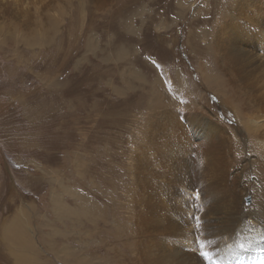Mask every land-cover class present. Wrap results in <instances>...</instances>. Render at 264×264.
<instances>
[{
	"label": "rangeland",
	"instance_id": "rangeland-1",
	"mask_svg": "<svg viewBox=\"0 0 264 264\" xmlns=\"http://www.w3.org/2000/svg\"><path fill=\"white\" fill-rule=\"evenodd\" d=\"M225 1L0 0V264H118L129 180L194 147L200 95L230 118L199 25Z\"/></svg>",
	"mask_w": 264,
	"mask_h": 264
},
{
	"label": "bare ground",
	"instance_id": "bare-ground-1",
	"mask_svg": "<svg viewBox=\"0 0 264 264\" xmlns=\"http://www.w3.org/2000/svg\"><path fill=\"white\" fill-rule=\"evenodd\" d=\"M199 25L210 28L208 88L224 101L230 118L217 116L200 95L194 147L171 150L169 170L146 168L159 183L129 180L125 199L131 207L120 219L118 264L264 261V1L226 0ZM216 59L217 68L227 71L225 82L213 76ZM247 191L253 192L250 207L241 204ZM176 214L179 221L172 219ZM21 230L15 223L4 232L19 251L31 245ZM25 257L19 254L17 264H34Z\"/></svg>",
	"mask_w": 264,
	"mask_h": 264
},
{
	"label": "snow or ice",
	"instance_id": "snow-or-ice-1",
	"mask_svg": "<svg viewBox=\"0 0 264 264\" xmlns=\"http://www.w3.org/2000/svg\"><path fill=\"white\" fill-rule=\"evenodd\" d=\"M197 227H199V221L197 220ZM201 248L204 247L203 244L200 245ZM201 255H203L205 258L210 259L209 254L207 252H202Z\"/></svg>",
	"mask_w": 264,
	"mask_h": 264
}]
</instances>
